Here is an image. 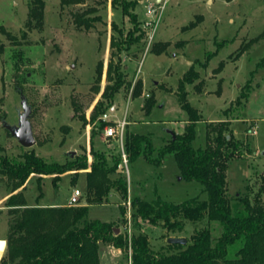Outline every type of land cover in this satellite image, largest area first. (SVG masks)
Segmentation results:
<instances>
[{
    "label": "rangeland",
    "instance_id": "rangeland-1",
    "mask_svg": "<svg viewBox=\"0 0 264 264\" xmlns=\"http://www.w3.org/2000/svg\"><path fill=\"white\" fill-rule=\"evenodd\" d=\"M29 1L0 0V26L11 35L8 39L0 33L1 157L19 163L24 154L32 152L46 163L66 164L75 156L86 155L89 165L92 152L105 153L107 157L121 155L123 137L121 141L104 135L101 116L107 112L115 113L113 125L118 118H125L128 124L123 135L128 132L151 138L155 155L170 139V133L180 134L187 123L174 93L191 67L199 79L185 84L186 98L201 115L194 127L192 146H205L206 123L234 117L230 128L242 144L243 156L227 164V194L235 212L242 209L237 196L252 199L264 180V0H135L134 11L143 36L138 44L120 54L125 84L107 108L97 109L107 84L110 37H118L111 24L115 22L123 35L132 24L119 7L110 5L111 0H81L64 7L60 0H42V29L27 32L24 25ZM147 4L156 8L150 20ZM74 15L97 20L93 28L85 31L74 24ZM164 42L169 43L164 53L148 50L152 43ZM99 61L102 70L96 79ZM138 79L142 92L132 97ZM200 80L201 91L197 93L193 86ZM20 95L31 109L29 121L35 144L30 148L22 147L4 127V123L18 125ZM149 98L154 103L145 115L143 104ZM1 171L0 168V240L6 241L10 217L4 204L12 193L8 176ZM119 172L126 179L127 198L121 199L119 193L110 190L102 204L88 206L86 220L111 223L115 234L131 237L144 233L152 253H167L172 250L167 249V238L188 241L195 229L206 226L205 220L185 221L181 232H167L160 225L131 218L130 201L134 197L172 204L207 199L202 185L182 178L172 154H166L158 165L139 156ZM54 177L55 174L28 177L22 192L27 206L67 205L74 189L82 194L78 205H86L85 172H65L55 182ZM261 202L264 204V191ZM219 234L220 228L212 232L215 238ZM129 252L120 249L111 256L103 246L101 264H127ZM4 253H0V259Z\"/></svg>",
    "mask_w": 264,
    "mask_h": 264
},
{
    "label": "trees",
    "instance_id": "trees-1",
    "mask_svg": "<svg viewBox=\"0 0 264 264\" xmlns=\"http://www.w3.org/2000/svg\"><path fill=\"white\" fill-rule=\"evenodd\" d=\"M78 3L81 0H60L61 7ZM136 4L135 0H111L110 5L119 7L132 27L123 35L115 22L111 24L112 31H116L118 37H110L107 84L102 101L95 109L102 106L107 108L125 84L120 54L127 52L131 45L138 44L143 36L134 11ZM43 7L42 0L29 1L24 25L27 32L42 29ZM95 20L97 19L74 15L73 22L78 28L82 27L87 31L93 28ZM0 33L11 38L10 33L1 26ZM168 46V42L152 43L148 50L161 54ZM101 70L102 61H99L96 65V79L101 76ZM198 79V74L190 67L179 80L174 93L181 110L187 116V123L180 134L172 131V137L155 155L151 138L141 134L126 132L122 147L128 163L142 156L149 164L158 165L166 154H172L182 178L199 183L207 193L206 200L200 202L190 199L180 204L166 203L160 199L146 202L134 197L130 201L133 220L141 219L150 225H160L167 232H181L185 221L197 223L205 220L206 226L195 229L185 245L167 244V249H172L171 251L152 253L146 234L138 233L128 239L125 234H115L111 223L85 219L88 206L102 204L107 200L110 190L119 193L121 199L127 198L126 179L121 172H117L118 165L122 162L119 153L107 157L105 153L92 152L93 161L89 165L86 155L75 156L66 164L46 163L32 152L24 154L19 163H11L0 156L1 172L8 176L12 193L4 204L10 219L6 249L0 264H101L102 247L108 245L124 251L130 248V264H264V204L261 202L264 180L251 200L239 196L235 198L242 203V209L235 212L227 194L225 169L230 161L242 158V144L232 134L230 124L233 117L217 123H206L205 146L193 148L194 127L200 122L201 115L187 101L184 86L193 84ZM200 83L201 80L193 86L197 93L201 91ZM141 85V80H136L132 97L140 96ZM153 103V99L149 98L143 104L145 115L149 114ZM226 112L227 110L224 114ZM86 169H89L85 172L86 205H26L22 192L31 174H55V182L65 172L74 171L77 174ZM111 174L115 177L111 178ZM40 178H37L38 182ZM18 189L21 190L14 193ZM219 228L220 234L215 238L212 232Z\"/></svg>",
    "mask_w": 264,
    "mask_h": 264
},
{
    "label": "water",
    "instance_id": "water-1",
    "mask_svg": "<svg viewBox=\"0 0 264 264\" xmlns=\"http://www.w3.org/2000/svg\"><path fill=\"white\" fill-rule=\"evenodd\" d=\"M20 106L22 112L19 114V122L17 126H8L4 123V127L10 133V135L17 140V142L24 148H30L35 144V139L32 134L30 116L31 109L27 105L26 100L23 95H20ZM172 137V132L170 133ZM73 155V153H71ZM122 165L118 166L117 171H121ZM187 239L178 237L167 238V244L185 245ZM6 249V241L0 240V253H4Z\"/></svg>",
    "mask_w": 264,
    "mask_h": 264
},
{
    "label": "built area",
    "instance_id": "built-area-1",
    "mask_svg": "<svg viewBox=\"0 0 264 264\" xmlns=\"http://www.w3.org/2000/svg\"><path fill=\"white\" fill-rule=\"evenodd\" d=\"M157 1H159V0H157ZM145 9H146L147 15H148L147 20H150L151 16L156 12V8L152 4H147V6H145ZM147 22H149V21H147ZM146 96L148 97V95H146ZM114 114L115 113L111 114L110 112H107L101 116V119L105 123H107L104 127V135H105V137H112V138L115 137V138H118L122 141L123 140L122 139L123 133H124L125 127L128 123L125 121V118L123 117L121 119H117L115 121L116 122L115 125H113L111 118H112V116H114ZM250 129H251V132L254 133L255 130L252 126H250ZM121 156H122V164L121 165H122V167H126L127 159H126V156L124 155L123 151L121 153ZM81 196H82L81 192L77 189H74L73 193L71 194V196L68 200L67 206H78V202H79V199ZM128 206H129V204H128ZM127 238L129 239L130 235L127 236ZM111 251L112 252H119L120 249L114 248L113 246H111ZM128 251H130V248H128ZM129 256H130V252H129ZM127 264H130V260Z\"/></svg>",
    "mask_w": 264,
    "mask_h": 264
},
{
    "label": "crops",
    "instance_id": "crops-1",
    "mask_svg": "<svg viewBox=\"0 0 264 264\" xmlns=\"http://www.w3.org/2000/svg\"><path fill=\"white\" fill-rule=\"evenodd\" d=\"M116 117H117V116H116ZM118 119H119V118H118ZM219 121H221V120H219ZM216 123H217V122H216ZM86 171H88V170H82V172H86ZM64 206H67V205H64ZM64 206H60V207H64ZM41 207H44V206H41ZM54 207H59V206H54ZM105 248L107 249L108 254H110L111 256L117 254V252H112V251H111V246H110V245L106 246ZM103 255H104V253H103ZM103 255H102V256H103Z\"/></svg>",
    "mask_w": 264,
    "mask_h": 264
}]
</instances>
